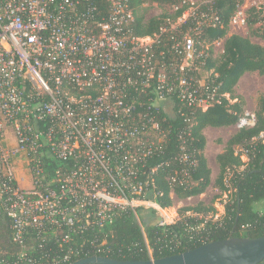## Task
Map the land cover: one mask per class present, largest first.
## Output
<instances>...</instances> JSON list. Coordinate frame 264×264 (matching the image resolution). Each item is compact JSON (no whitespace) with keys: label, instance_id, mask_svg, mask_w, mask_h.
Returning a JSON list of instances; mask_svg holds the SVG:
<instances>
[{"label":"built area","instance_id":"built-area-1","mask_svg":"<svg viewBox=\"0 0 264 264\" xmlns=\"http://www.w3.org/2000/svg\"><path fill=\"white\" fill-rule=\"evenodd\" d=\"M217 1L180 0L156 32L139 36L130 0H0V232L8 229L16 246L0 240V264H72L82 247L43 262L33 252L47 238L67 244L101 230L118 212L138 219L141 209L152 211L159 225H172L144 193L143 178L163 163L147 172L145 165L163 152L158 114L171 97L180 109L214 102L217 88L201 73V36L221 27ZM237 2L229 27L247 28L250 8L264 18V0L247 11ZM254 123L244 112L235 125ZM189 135L180 132V162L189 159ZM165 179L174 187L189 173L176 169ZM79 239L92 246L96 238Z\"/></svg>","mask_w":264,"mask_h":264},{"label":"trees","instance_id":"trees-1","mask_svg":"<svg viewBox=\"0 0 264 264\" xmlns=\"http://www.w3.org/2000/svg\"><path fill=\"white\" fill-rule=\"evenodd\" d=\"M179 1L130 0L129 6L135 16L132 24L135 34L145 36L156 32L163 19L170 15L171 8L178 5ZM238 3L237 0L217 1L213 10L217 12L221 27L205 30L201 36L204 44L208 45L201 73L206 75L210 91L214 87L217 88L214 102L205 111L193 107L180 109L179 102L173 96L168 105L169 111L161 109L158 114L160 119L164 118L161 123L167 130V135L162 154L148 161L145 170L147 172L149 168L160 163L163 165L154 175L143 180H149V189H144L145 197L161 208L173 206L174 198L180 201L198 197L211 185V171L203 153L206 144L203 130L208 127L227 128L235 125L244 115V101L235 95L234 91L238 80L245 72L259 77L264 75V47L251 41L252 38L264 40V18L260 13L255 8L247 11L245 37L228 35L229 22ZM146 4L148 7L155 4L161 9V13L146 18ZM181 11L182 9H179L171 17L179 16ZM218 40L224 41L223 51L213 58L212 42ZM196 74L198 73L194 75ZM216 100H219V103ZM254 116V125L238 129L225 142L222 152L216 156L219 173L214 186L221 194L228 193L225 212L220 219L207 218L216 212L213 201L220 195L213 197L209 204L198 202L196 205L181 208L180 218L169 226L152 223L151 218L155 216L152 211L141 209L145 214H139L138 219L132 212H118L107 227L101 230L89 229L78 236L72 235L67 244L47 238L44 248L35 250L33 257L40 262L48 261L54 256L64 254L70 246L83 248V253L78 259L96 255L121 261H147L169 257L231 237H264V208L261 207L264 205L263 93L256 98ZM186 130L190 133L186 138V153L189 154V159L187 162H180L182 138L179 135ZM217 142L221 143L220 140ZM238 148L243 151L237 152ZM242 156L246 157V162H242ZM53 165L49 161V166ZM181 168L187 169L189 182L174 184V187H171L165 179L166 176ZM47 169L50 174V168ZM79 236L96 239L91 246V240H81ZM10 239L8 229L0 232L1 241L11 248L16 247ZM102 242L103 251L96 253L94 246ZM259 264H264V260Z\"/></svg>","mask_w":264,"mask_h":264},{"label":"rangeland","instance_id":"rangeland-1","mask_svg":"<svg viewBox=\"0 0 264 264\" xmlns=\"http://www.w3.org/2000/svg\"><path fill=\"white\" fill-rule=\"evenodd\" d=\"M251 2L252 0H243V6L241 7V10H246V8L251 4ZM144 7L146 8V11L144 12L146 18L158 16L161 13V9L158 8L155 4L152 5L151 7H148V5L146 4L144 5ZM228 32H229L228 35L237 34L245 37L247 35V28L244 25L240 26L238 24H233L229 27ZM251 41L254 43H258L264 47V40L262 39L252 38ZM223 42L224 41H218L216 45L213 46V52H212L213 58L218 57L222 53ZM234 91H235V95L240 96L244 101V112L254 114L256 107V98L259 94L261 93L264 94V75L259 77L255 74L245 72L238 80L234 88ZM236 129H237L236 125H233L227 128L210 127V129L206 131V137L208 141H206L207 145L205 144L203 153L205 156L207 150V164L211 171V175H210L211 185L208 186L206 191L198 197H193L180 201L174 198L173 206L163 209V215L166 217L167 221H169L170 224L175 223L180 218L179 210L181 208L196 205L198 202L209 204L213 199V197L219 195L220 196L213 201V205L215 207L216 212L213 215L208 216L207 218H212V220H218L223 216L225 212L224 206L225 203H227L228 201V193L221 194L218 188L214 186V181L219 173L218 164L216 162V154H218V152L221 151V149L225 145V142L230 138V136L235 132ZM218 140H220L221 143H218L217 142ZM242 151L243 150L241 148L237 149V152H242ZM241 159L242 162L247 161L245 156H242ZM243 167L244 166H242L241 169H243ZM261 207L263 209L264 205H262ZM142 214L144 215L145 212H143ZM187 215H189V213H187ZM151 219H152L151 220L152 223H156L158 222L159 217L158 215H155Z\"/></svg>","mask_w":264,"mask_h":264},{"label":"water","instance_id":"water-1","mask_svg":"<svg viewBox=\"0 0 264 264\" xmlns=\"http://www.w3.org/2000/svg\"><path fill=\"white\" fill-rule=\"evenodd\" d=\"M264 260V237L213 241L169 257L147 261H121L92 256L72 264H259Z\"/></svg>","mask_w":264,"mask_h":264},{"label":"crops","instance_id":"crops-1","mask_svg":"<svg viewBox=\"0 0 264 264\" xmlns=\"http://www.w3.org/2000/svg\"><path fill=\"white\" fill-rule=\"evenodd\" d=\"M208 129H210V127L205 128V129L203 130V132H204V136H205V140H206V141H208V140H207V137H206V131H207ZM236 131H237V129L235 130V132H236ZM235 132H234V133H235ZM234 133H233V134H234ZM206 145H207V144H206ZM222 150H223V148L221 149L220 152H218V154L221 153ZM205 154H206L205 157H206V160H207V150H206V153H205ZM218 154H216V156H217Z\"/></svg>","mask_w":264,"mask_h":264}]
</instances>
